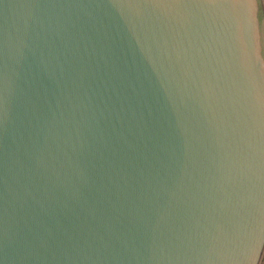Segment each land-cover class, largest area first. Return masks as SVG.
Returning <instances> with one entry per match:
<instances>
[{
  "label": "water",
  "instance_id": "95a60500",
  "mask_svg": "<svg viewBox=\"0 0 264 264\" xmlns=\"http://www.w3.org/2000/svg\"><path fill=\"white\" fill-rule=\"evenodd\" d=\"M0 264H264V0H0Z\"/></svg>",
  "mask_w": 264,
  "mask_h": 264
}]
</instances>
